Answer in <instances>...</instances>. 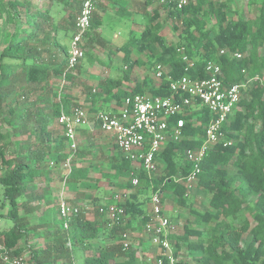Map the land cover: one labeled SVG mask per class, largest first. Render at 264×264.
<instances>
[{
  "label": "trees",
  "instance_id": "1",
  "mask_svg": "<svg viewBox=\"0 0 264 264\" xmlns=\"http://www.w3.org/2000/svg\"><path fill=\"white\" fill-rule=\"evenodd\" d=\"M59 1L65 6L77 2ZM177 1L167 0L165 4H159L152 14L147 9L158 3V0L135 1L143 9L145 28L139 37L132 34L123 46L115 50L125 53L122 58L124 74L104 79L98 91L87 87L85 98L89 101L90 114H97L111 103L120 106L124 98L134 94L173 95L166 77L159 84L148 78L131 81L133 69L145 63L140 58L133 59L131 54L134 50L146 53V63L151 69L155 67L156 70L158 65L166 67L168 75L174 80L183 76L205 79L207 64L215 61L222 67L227 83H242L256 76L264 81V0L251 2V5H258L259 14L250 19L233 9V0H191L182 9L176 6ZM33 2L0 0V19L4 21L0 28V140L27 136L15 143L18 150L13 158H9L6 153L10 142L0 148V161L4 170L0 175V211L6 210L0 216L12 222L8 229H0V243L3 245L0 249V264L5 251L11 257H23L30 253L28 264H75V250L88 249L90 244H98L100 238L107 240L106 244L93 255L84 256V264H145L138 256L139 248L130 246L125 249L123 235L131 229L133 219L141 221L145 229L151 217L142 206L145 201H150L151 194L157 190H161L163 195L171 193L180 206H190L188 186L175 179H184L190 172L192 164L186 160V151L202 146L205 128L213 116L205 108L191 109L189 115H180L169 121L173 125L178 118H184L186 123L182 139L170 142L158 154L156 163L165 167L166 174L157 178H149L143 169L137 168L118 151L103 162L72 166L71 171L61 177L70 192L96 189L98 186L91 174L99 171L102 178L117 181L118 188L128 192L122 205L125 215L111 224L106 215L99 211L104 205L93 209L94 218L88 217L87 210L80 209L77 215L70 218L69 233L62 228L60 220L59 228L55 231L57 243L52 250L49 247H33L30 240L35 233L30 232L31 226L25 221V216H21L20 199L36 179L43 177L46 179L43 183L51 182L52 171H61L71 155L73 160L86 156L84 150L72 152L69 149L60 125L61 134L48 131L51 121L58 123L62 112L71 114L79 103L71 89L66 88V91L64 88L61 93L60 85L55 92L53 87H48L53 76L65 75L69 84L76 81L73 72L79 65L74 70L65 68L69 47L59 40L60 31L67 34L69 29L74 30L75 20L67 28L59 26L58 18L51 16L49 9L43 12L34 7ZM109 3L116 6L118 15H125L130 10L127 0L97 1V10L85 44V56L91 62L96 59L91 50L106 41L99 30ZM77 5L79 10L78 2ZM159 8H165L168 16L175 20L173 31H180L178 42L170 44L162 35ZM231 13L236 17H232ZM211 18H214L215 23L209 28ZM222 50L224 54H221ZM235 53H241L243 58L237 59ZM184 57L194 63L188 71ZM97 61L108 65L99 58ZM29 85L46 90L42 101L50 103L52 107L49 114H45L43 109L38 110L35 118L38 125L32 129L23 114L15 109L19 95L26 94ZM18 119L25 120L22 126L18 124ZM224 131L232 145H217L209 150L201 163L202 171L197 179L199 187L211 195L210 207L213 211L191 208L195 227L186 223L182 234L169 236L176 246L175 264H192L179 259L184 244L194 255L196 264H264V84L255 83L246 89L235 113L224 125ZM31 135L37 138L36 147L29 143L28 136ZM96 151L95 147L87 153L95 159ZM103 168L109 171L102 172ZM134 177L140 180L138 186L132 184ZM115 195L111 196V203H114ZM51 198L49 195L45 201L48 203ZM88 199L93 204L98 203L96 196L89 195ZM246 211L251 212L253 223ZM45 215L46 224H52L53 227L55 217H60L59 208L52 207L45 211ZM199 226L207 230L199 229ZM163 264L170 262L166 260Z\"/></svg>",
  "mask_w": 264,
  "mask_h": 264
},
{
  "label": "rangeland",
  "instance_id": "2",
  "mask_svg": "<svg viewBox=\"0 0 264 264\" xmlns=\"http://www.w3.org/2000/svg\"><path fill=\"white\" fill-rule=\"evenodd\" d=\"M105 1V0H104ZM130 2V10L126 12L125 15H118L115 11L116 6L113 3H109L108 11L104 13L103 16V25L99 30V33L106 39L103 44H97L91 50L94 54L93 62L90 61L88 56H85L84 59L80 62L78 68L74 70L73 74L75 75L76 81L72 84L69 82L66 83V88L71 89L72 94L77 97L79 103L77 106H81L82 108L89 109V105H86L84 101L85 94L87 92V87L95 88L97 91L99 90V84L106 78H115L122 76L125 72V66L123 64L122 58L124 57L123 51H115L117 47L123 46L125 42L130 38L133 34L136 37H139L141 32L145 28V19L143 17V9L140 5L136 4L137 0H127ZM254 0H233L234 6L233 9L238 10V12L244 17L250 19L254 18L259 14V8L257 4L251 5V2ZM107 2V1H106ZM139 2V1H138ZM34 7L41 9L43 12H46L49 9V13L51 16H56L58 18L59 26H64L67 28V25L71 21L75 20L78 16L79 10L77 2L74 1L72 6H65L59 0H34ZM108 3V2H107ZM158 3H155L151 8L147 9L151 14L153 10L158 7ZM161 9V21L163 23L162 35L166 38L168 43H176L178 42V35L180 31L175 33L173 31V27L175 24V20L168 16V12L165 8ZM232 17H236L235 14H230ZM73 16L74 18H71ZM4 21L0 19V28L3 26ZM215 23L214 18H211L208 22V27L211 28ZM73 33V29H69L67 34L63 31L59 32V40L62 44H65L70 49L71 44V36ZM2 41L0 39V45ZM133 59L140 58L141 61L145 62L142 66H136L131 74V81H143L145 78H148L153 83H160V80L155 78V67L150 68L147 65V57L146 53H140L134 50L131 54ZM97 58L108 63V65L102 64L97 61ZM67 69V65L65 66ZM166 69V67L163 66ZM63 76H53L51 81L49 82L48 87L52 88L53 91H58L59 85L62 83ZM126 86V84H125ZM26 94H20L15 109L18 113L23 114V116L28 120L29 128H34V126L38 125V122L35 120L37 116V112L39 109H43L45 114L51 113L52 107L50 103H45L42 101L45 99L43 97L45 95L46 90L36 85H29L27 87ZM109 108V106H108ZM25 120L18 119V124L20 126L23 125ZM6 128H4L5 130ZM62 128L59 124L54 120L51 121L48 127V131H53L55 134H61ZM29 143L32 144L33 147H36L35 142L37 138L35 135L28 136ZM79 151H85L86 156L83 158H79L77 160H73L71 163L72 166L78 165H86L91 162H103L106 161L107 158L111 157L113 153L116 151L114 148L111 139H109L106 134L96 132L94 133H82L79 136ZM27 136L21 137H11L7 138L5 141L0 140V148H3L4 143L10 142L11 146L7 148L6 153L9 158H13L16 155L18 150V145L15 143L26 139ZM97 148V156L93 159V155L87 153L92 148ZM88 154V155H87ZM65 167V165H63ZM107 168H103L102 172H108ZM233 172V170H230ZM4 173L2 169L1 161H0V175ZM65 174L64 168L61 171L54 169L52 171V181L51 182H42L46 181L45 178L36 179L27 189L28 191L24 194V196L20 199V203L22 206L21 216H25V221L31 226V233L37 234V236H31L30 244L35 248H44L49 247L52 250L54 244L57 243L55 240L56 234L55 231L58 230L61 218L58 216L55 217V222L52 227L45 222V211L50 208H58V196L60 195V190L64 189L67 198L72 202V204L81 206L85 203H91L93 205V209L97 208L99 205H106L111 203V196L114 194L126 193L124 190L119 189L117 186V181H111L108 179L102 178V175L99 171H94L91 176L94 177L97 188L89 189V190H80L78 193L70 192L67 190V186H65L61 179V177ZM166 174V170L164 166L158 165L156 178ZM1 194V191H0ZM188 203L190 206H180L176 203V200L172 197V194L166 192L164 194V213L170 218L173 224L176 226L177 234H182L184 232V227L186 223L192 224L194 218L190 214V209L193 208L198 211H213L210 207V199L211 195L201 189L198 183H194L191 188L188 187ZM51 195L52 198L47 203L45 198ZM90 196H96L97 202H90L88 199ZM143 209L147 212L151 209V204L149 201H145L143 204ZM6 212L5 209L0 211V214H4ZM89 212L88 217L94 218L95 212L93 210L87 211ZM247 217L253 223V218L251 216V212L246 211ZM52 218V215H51ZM134 227H131L127 232L133 233V236L129 239L130 246L133 248H139V258L141 261L145 262V264H155L156 258L161 254L162 249L153 245L151 238L146 233L144 226L141 224V221H135L133 219ZM12 225V222L6 220L4 217L0 216V229H8L9 226ZM58 225V226H57ZM195 227V225H191ZM63 228V227H62ZM199 229L207 230L203 226H199ZM147 234V235H146ZM136 239H135V238ZM194 238V237H192ZM106 244V240L104 238H100L98 244L93 243L90 244L88 249H76L75 250V264H84L83 257L86 255H93L98 250L103 248ZM144 247V248H143ZM174 252L176 251V246L173 244ZM52 252V251H51ZM30 253L25 255L26 262L29 258ZM179 259L188 261L192 264H196L194 259V255H192L187 249L186 244L183 245L182 250L179 253ZM66 262V261H65ZM28 263V262H27Z\"/></svg>",
  "mask_w": 264,
  "mask_h": 264
},
{
  "label": "built area",
  "instance_id": "3",
  "mask_svg": "<svg viewBox=\"0 0 264 264\" xmlns=\"http://www.w3.org/2000/svg\"><path fill=\"white\" fill-rule=\"evenodd\" d=\"M79 13L74 22V30L71 36L68 70H74L85 57L86 36L91 28L93 16L97 10L98 0H77ZM144 2L146 0H137ZM167 0H158V4H165ZM173 1V0H170ZM191 0H178L176 6L182 9ZM225 51L222 50L221 54ZM234 57L242 59L241 53H235ZM183 60L187 63L186 71L193 67L194 63L187 57ZM155 78L160 81L165 77L170 82L172 96H153L149 93L134 94L122 100L119 107L112 111H101L95 115L81 106L75 107L71 114H62L58 118V124L63 128L68 140L69 149L72 152L79 150V130L83 127H99L102 132L110 135L117 149L122 156L132 161L137 168H141L149 176L155 177L158 169L156 159L158 154L170 143L178 142L183 137L185 119L178 118L170 125V120L180 115H189L191 109H207L213 116L210 124L205 128V139L198 149L186 151V160L192 164V168L184 179L176 178L177 182H184L189 188L197 182L202 171L201 163L207 152L217 145L224 147L231 146L232 141L226 137L224 125L235 113L238 103L243 98L249 86L258 83L264 84L262 78L256 76L248 78L242 83H227L224 80L223 70L220 64L215 61L209 62L206 66L207 78L193 79L183 76L173 79L168 75L167 69L162 65L156 67ZM245 72V70L243 71ZM67 81L65 75L60 84L62 93ZM199 107V108H198ZM73 155L65 162V174L71 171ZM138 177L132 179V184L138 186ZM65 185V182H64ZM164 195L161 190L151 194L150 204L151 220L145 230L150 235L154 246L161 248V257L156 258L157 264H163L168 260L175 264L173 242L170 235L176 232V226L164 213ZM128 197L127 193L116 194L114 203L100 207L101 214H105L111 224L118 222L125 215L122 206ZM58 208L62 219V227L70 232V218L80 212V208L69 202L65 190L62 189L59 195ZM130 234L124 233V247H130ZM3 245L0 243V249ZM2 264H28L25 256L11 257L7 251L1 256Z\"/></svg>",
  "mask_w": 264,
  "mask_h": 264
},
{
  "label": "crops",
  "instance_id": "4",
  "mask_svg": "<svg viewBox=\"0 0 264 264\" xmlns=\"http://www.w3.org/2000/svg\"><path fill=\"white\" fill-rule=\"evenodd\" d=\"M102 1V0H101ZM78 2V1H77ZM161 82V81H160ZM157 84H159V83H157ZM86 95V94H85ZM84 101L86 102V105H89V101H86V98H84ZM108 106H109V108H108ZM116 107H119L116 103H111V104H109V105H107L105 108H104V110H101V111H112V110H114ZM85 109V108H84ZM87 110V109H86ZM88 112H89V109L87 110ZM101 111H99V112H101ZM89 114H90V112H89ZM90 115H92L93 116V114H90ZM95 115V114H94ZM85 132H87V133H89V134H91V133H96V132H99V133H103V134H105L104 132H102L101 131V129L99 128V127H96L95 129H93L92 127H83V128H81L80 130H79V136L82 134V133H85ZM107 136H109L108 138L109 139H111V142L113 143V145H114V148H115V143H114V140H113V138L110 136V135H108V134H106ZM78 136V143H79V137ZM115 149H117V147L115 148ZM116 151H118V152H120L118 149L116 150ZM120 154H121V152H120ZM122 155V154H121ZM123 157V156H122ZM64 184V183H63ZM67 190H68V188H67ZM69 191V190H68ZM60 192H61V190H60ZM127 194H128V192H126ZM69 200V199H68ZM165 200V199H164ZM69 202H71L70 200H69ZM150 202V201H149ZM72 203V202H71ZM73 205H75V204H73ZM106 205H108V204H106ZM76 206H78L80 209H82L81 208V206H79V205H76ZM82 207H83V209L84 210H87V211H89V210H93V205H91V203H85V204H83L82 205ZM148 213H150L151 212V209L149 210V211H147ZM132 227H134V226H132ZM176 231H177V229H176ZM135 231H133L132 230V232L130 231V237H132V235H133V233H134ZM147 233V232H146ZM176 234H177V232H175ZM174 233V234H175ZM148 234V233H147ZM146 234V235H147ZM149 235V234H148ZM133 236H135V235H133ZM149 237H150V235H149ZM135 238V237H134ZM136 239V238H135ZM107 241V240H106ZM144 248V247H143Z\"/></svg>",
  "mask_w": 264,
  "mask_h": 264
}]
</instances>
